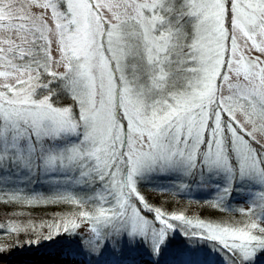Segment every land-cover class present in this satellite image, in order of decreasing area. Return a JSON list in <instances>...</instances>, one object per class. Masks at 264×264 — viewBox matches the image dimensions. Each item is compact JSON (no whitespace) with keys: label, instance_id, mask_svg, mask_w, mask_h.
I'll return each instance as SVG.
<instances>
[{"label":"snow or ice","instance_id":"1","mask_svg":"<svg viewBox=\"0 0 264 264\" xmlns=\"http://www.w3.org/2000/svg\"><path fill=\"white\" fill-rule=\"evenodd\" d=\"M0 238L21 264H261L264 0H0Z\"/></svg>","mask_w":264,"mask_h":264},{"label":"rangeland","instance_id":"2","mask_svg":"<svg viewBox=\"0 0 264 264\" xmlns=\"http://www.w3.org/2000/svg\"><path fill=\"white\" fill-rule=\"evenodd\" d=\"M167 181H165L166 183ZM213 195V190H207V191H193L192 193L188 194V196H190L191 198H196V199H199L201 201L203 200H207V199H210L211 196ZM236 202H239L238 200L237 201H234V203ZM36 219H39V218H35L32 219L34 221H32L33 223L39 225L40 223V220L38 222H36ZM175 237L176 236H181L182 238H185L183 235H181V233L179 231L175 232ZM174 237V238H175ZM2 239V238H0ZM9 242H11V238L8 237L7 238ZM171 240V244L172 242L174 241L173 238H170ZM178 241V240H176ZM182 241V240H181ZM177 245L176 246H173V245H170V248H173V249H179L180 247H184L186 244H188V242L185 240H183L181 243L180 242H175ZM206 243V244H205ZM201 242L199 244H197L195 247L200 249L199 251V258L201 257V255H204V254H218V255H221L220 259L223 261L221 264H224V256L221 254V252L219 251H214L213 250V246L210 242ZM183 245V246H182ZM137 247L139 248H143L144 246L143 245H137ZM188 247H191V245H189ZM13 254H19L20 256H22L24 258V256L26 255H30V256H36V255H42V253L40 252H36V251H32L31 249H22V248H17V249H13L11 252L7 253V254H4L3 256H8L10 257L11 255ZM136 253H133V256H135ZM167 252L165 253V257L167 258ZM147 258L149 259V257L147 255H144L143 258ZM4 258V257H3ZM261 264H264V259H262L261 261Z\"/></svg>","mask_w":264,"mask_h":264},{"label":"bare ground","instance_id":"3","mask_svg":"<svg viewBox=\"0 0 264 264\" xmlns=\"http://www.w3.org/2000/svg\"><path fill=\"white\" fill-rule=\"evenodd\" d=\"M174 237H175V234H173L171 237V238H173V240H178V241L185 240V238H182L181 236L180 237L176 236L175 238ZM38 256H41V255H36V256L26 255V256H24V258L22 256H20L19 254H13L10 257L2 256V257H0V264H21V262H23V261H26V260H29L31 258H35ZM202 257L203 258H201V259H205V258L208 259V258H211L212 256H211V254H204V255H202ZM143 259L148 260L147 258H143ZM208 264H218V263L216 261H213V262L210 261V262H208Z\"/></svg>","mask_w":264,"mask_h":264},{"label":"trees","instance_id":"4","mask_svg":"<svg viewBox=\"0 0 264 264\" xmlns=\"http://www.w3.org/2000/svg\"><path fill=\"white\" fill-rule=\"evenodd\" d=\"M185 198H187V197H185ZM193 199H196V198H193ZM196 200H199V199H196ZM201 201V200H200ZM178 207L179 208H182V209H188V210H191L192 212H194V213H197L198 214V212H197V206L196 205H188L186 202H184V201H181L180 203H179V205H178ZM204 214H209V210H205V212H204ZM44 215V213L43 212H41V210H39V209H37V210H35L33 213H32V219H34V217L35 218H39V219H36V222H38L40 219H41V217ZM32 221H34V220H32ZM11 238V240H12V237H10ZM174 242H177L176 240H174ZM173 242V243H174ZM33 248H35V246H32ZM29 247L26 245L24 248H22V249H28ZM15 249H17V248H15Z\"/></svg>","mask_w":264,"mask_h":264}]
</instances>
